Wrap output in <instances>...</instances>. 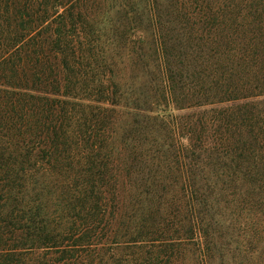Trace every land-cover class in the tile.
Wrapping results in <instances>:
<instances>
[{"label": "trees", "instance_id": "trees-1", "mask_svg": "<svg viewBox=\"0 0 264 264\" xmlns=\"http://www.w3.org/2000/svg\"><path fill=\"white\" fill-rule=\"evenodd\" d=\"M0 264H264V0H0Z\"/></svg>", "mask_w": 264, "mask_h": 264}, {"label": "rangeland", "instance_id": "rangeland-1", "mask_svg": "<svg viewBox=\"0 0 264 264\" xmlns=\"http://www.w3.org/2000/svg\"><path fill=\"white\" fill-rule=\"evenodd\" d=\"M181 114H184L183 112Z\"/></svg>", "mask_w": 264, "mask_h": 264}]
</instances>
